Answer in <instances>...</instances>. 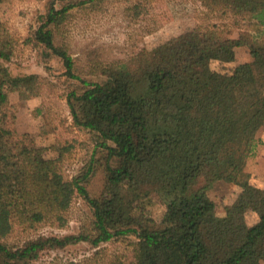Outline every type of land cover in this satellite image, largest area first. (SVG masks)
I'll return each mask as SVG.
<instances>
[{"label": "trees", "instance_id": "1", "mask_svg": "<svg viewBox=\"0 0 264 264\" xmlns=\"http://www.w3.org/2000/svg\"><path fill=\"white\" fill-rule=\"evenodd\" d=\"M90 1L46 0L25 39L45 62H62L72 123L95 138L88 167L71 178L69 145L58 141L50 157L46 146L18 144L11 93L26 100L57 83L13 74L17 40L0 36V264H33L47 251L129 236L136 241L127 261L97 249L71 264H264V186L247 170L264 124V0H194L201 8L193 28L86 67L65 35L73 10ZM239 47L250 60L211 69ZM142 74L148 87L137 95ZM98 162L103 187L93 194ZM218 180L240 187L230 213L254 211L253 223L217 215L208 190ZM76 197L92 212L79 231L42 233L68 226ZM155 199L166 206L159 223L149 215Z\"/></svg>", "mask_w": 264, "mask_h": 264}, {"label": "rangeland", "instance_id": "2", "mask_svg": "<svg viewBox=\"0 0 264 264\" xmlns=\"http://www.w3.org/2000/svg\"><path fill=\"white\" fill-rule=\"evenodd\" d=\"M137 8L127 10L126 0H95L77 6L66 28V42L71 51L86 67L94 61H111L127 58L142 48H153L167 39L179 35L197 23L200 4L194 0H129ZM46 0H1L0 36L10 33L17 40L18 63L10 65L13 74L40 73L56 81L51 92L22 100L17 92L10 95L16 105L14 128L20 145L46 146L47 156L58 155V141L70 146L64 165L68 178L88 167L95 138L87 129L73 125L72 115L67 104V91L70 81L62 74L60 60L48 62L42 58L40 50L25 42L37 17L44 11ZM251 55L246 47H239L233 59H215L210 63L213 70L231 71L237 64L248 61ZM49 67V68H48ZM88 70V69H87ZM86 74V72H85ZM144 74L140 76L137 95L148 87ZM147 79V78H146ZM257 147L254 156L249 158L247 170L258 184L264 186V124L257 132ZM100 167V162L96 168ZM89 189L97 194L103 187V174L100 168L93 173ZM240 187L224 180L216 181L208 190L215 201L219 216L253 223L257 214L248 211L242 215L230 213ZM165 205L155 199L149 206V215L160 222ZM87 203L76 197L70 212V221L65 228L44 227L45 234L65 235L76 233L81 223L91 217ZM136 238L133 236L112 240L94 248L88 242L69 245L62 249L45 252L33 264H71L94 255L100 249L103 256L127 261Z\"/></svg>", "mask_w": 264, "mask_h": 264}, {"label": "crops", "instance_id": "3", "mask_svg": "<svg viewBox=\"0 0 264 264\" xmlns=\"http://www.w3.org/2000/svg\"><path fill=\"white\" fill-rule=\"evenodd\" d=\"M251 158V157H250ZM253 180L256 182V180L254 179V176H253ZM259 185H261V184H259ZM262 186V185H261Z\"/></svg>", "mask_w": 264, "mask_h": 264}]
</instances>
